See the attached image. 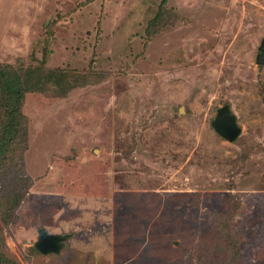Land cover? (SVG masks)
<instances>
[{"label": "rangeland", "instance_id": "rangeland-1", "mask_svg": "<svg viewBox=\"0 0 264 264\" xmlns=\"http://www.w3.org/2000/svg\"><path fill=\"white\" fill-rule=\"evenodd\" d=\"M263 40L264 0H0V64L80 81L26 95L0 264H264Z\"/></svg>", "mask_w": 264, "mask_h": 264}, {"label": "trees", "instance_id": "trees-1", "mask_svg": "<svg viewBox=\"0 0 264 264\" xmlns=\"http://www.w3.org/2000/svg\"><path fill=\"white\" fill-rule=\"evenodd\" d=\"M40 70L44 69H25L23 66L15 68L8 64H0L1 197L5 188L3 183L7 185V182L23 172L25 167V153L28 150V119L23 109L27 93L57 90L60 95H66L77 84H80V81H73L74 83L65 81L64 75L59 70L47 72ZM23 192V189L18 186L16 189L13 188V191H8L13 198L10 210L19 207Z\"/></svg>", "mask_w": 264, "mask_h": 264}, {"label": "water", "instance_id": "water-1", "mask_svg": "<svg viewBox=\"0 0 264 264\" xmlns=\"http://www.w3.org/2000/svg\"><path fill=\"white\" fill-rule=\"evenodd\" d=\"M257 64L264 65V40L260 47ZM212 127L222 139L230 143L235 142L242 134V128L238 123L237 116L228 105L218 110L212 122ZM68 239V235L50 234L42 228L39 230L38 240L34 247L43 255H58L61 253Z\"/></svg>", "mask_w": 264, "mask_h": 264}]
</instances>
